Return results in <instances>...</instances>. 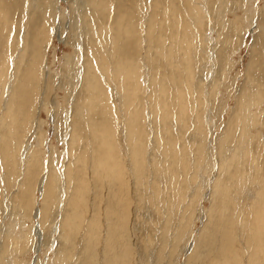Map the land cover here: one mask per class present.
Returning a JSON list of instances; mask_svg holds the SVG:
<instances>
[{
  "label": "rangeland",
  "instance_id": "374dc122",
  "mask_svg": "<svg viewBox=\"0 0 264 264\" xmlns=\"http://www.w3.org/2000/svg\"><path fill=\"white\" fill-rule=\"evenodd\" d=\"M211 1L0 0V264H264V0Z\"/></svg>",
  "mask_w": 264,
  "mask_h": 264
},
{
  "label": "bare ground",
  "instance_id": "6f19581e",
  "mask_svg": "<svg viewBox=\"0 0 264 264\" xmlns=\"http://www.w3.org/2000/svg\"><path fill=\"white\" fill-rule=\"evenodd\" d=\"M211 1V0H210ZM212 2V1H211ZM231 12V11H230ZM222 16V15H221ZM219 21V20H218ZM219 32H221V31H219ZM177 33V32H176ZM208 47V46H207ZM152 49V48H151ZM208 50V48H206L205 49V51H207ZM169 54V53H168ZM206 54V53H205ZM184 56H186V54L185 55H178L177 57L175 56V60L177 61L178 60V67L180 68V66H183V63L181 62V61H183V60H185V63H184V65H185V67H186V69H187V72L190 74V71H191V61H190V63H189V60H188V58H184ZM187 59V60H186ZM206 61V60H205ZM220 61V60H219ZM197 62V61H196ZM199 64L201 65V61H199ZM206 64V63H205ZM205 64H203V66H205ZM180 65V66H179ZM127 71H129V70H127ZM126 71V72H127ZM179 72H181L179 75V77L176 75V76H173L172 74V77L171 78H173V80H174V84H175V88L177 89V91L179 90V92H181V91H184V93H183V95H177V101H179V99L181 98V97H183V99H184V101L185 100H188V97H189V88H187V84H186V82H187V79L188 78H186L187 77V72L185 73V75H186V77H183L184 76V73H182V71H179ZM171 73V72H170ZM176 73V72H175ZM127 74V73H126ZM153 77V76H152ZM164 78V77H163ZM153 80H154V78H153ZM160 80H162V78L160 77L159 78V81ZM165 80V79H164ZM170 80V79H169ZM172 80V81H173ZM181 83H184L183 85H180ZM189 86V85H188ZM129 99L130 100H134L135 99V96H136V90H139V88H138V85H137V82H136V84L134 85L133 83L129 86ZM157 91V90H156ZM131 102H129V105L131 106ZM182 104V103H181ZM154 105H155V103H154ZM181 106V105H180ZM157 107H158V105H157ZM156 110V109H155ZM133 112V111H132ZM241 114V113H240ZM179 116H180V112L178 113V121H179V123H181L180 122V120H179ZM246 116H247V110H246ZM158 117L160 118V115H158V114H156L155 115V122L157 123V119H158ZM244 117H245V115H244ZM170 120H171V117H166V118H163V119H161V121H168V123L170 122ZM164 123V122H163ZM167 124V123H166ZM181 126V125H180ZM185 126V125H184ZM181 128L183 129L182 131L184 132V128H183V126H181ZM137 129H139V127H135V126H132V131H131V133H132V139H134V140H136V142L138 141L137 139H139V136H138V134H137ZM185 145V149H186V152H187V146H186V144H184ZM175 152H177V151H175ZM184 154V153H183ZM175 155H176V153H175ZM186 155V154H185ZM176 157L177 158H180L179 156H177L176 155ZM142 168V167H141ZM136 170V169H135ZM138 170V169H137ZM136 173H137V176L138 177H140L141 176V173L139 172V170L138 171H136ZM43 191L45 192V188H43ZM220 193H222V192H220ZM124 205V204H123ZM129 206V205H128ZM127 206V207H128ZM41 211V210H40ZM36 215L38 216L39 215V211H38V213H36ZM111 215V214H110ZM109 215V216H110ZM109 223H110V221H109ZM97 224V223H96ZM120 224H122V222H120V221H118L117 222V225H120ZM114 226L115 225H113V228H114ZM121 227V226H120ZM112 229V227L109 229V236H110V230ZM124 230H125V228H123ZM115 230V229H114ZM131 230V229H130ZM98 231V230H97ZM126 231V230H125ZM96 232V231H95ZM124 232V231H123ZM99 233V232H98ZM125 235V234H124ZM99 236V235H98ZM101 236V235H100ZM127 236V235H126ZM112 237H113V235H112ZM100 238V237H99ZM128 238V237H127ZM131 238V237H130ZM109 239H110V237H109ZM109 239H107V243L108 242H110L109 241ZM115 241V240H114ZM120 242H122V241H120ZM109 244H111V243H109ZM113 244V243H112ZM200 250H202V249H200ZM202 251H204V253L207 251L206 249H204V250H202ZM198 253H199V251H198ZM208 253H210V251L208 250ZM203 258V256L199 253V259L201 260Z\"/></svg>",
  "mask_w": 264,
  "mask_h": 264
}]
</instances>
